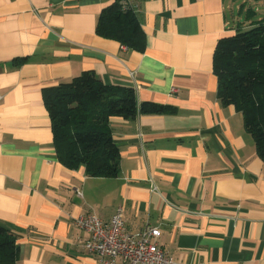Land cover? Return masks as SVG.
I'll use <instances>...</instances> for the list:
<instances>
[{"label":"crops","instance_id":"0c3cea01","mask_svg":"<svg viewBox=\"0 0 264 264\" xmlns=\"http://www.w3.org/2000/svg\"><path fill=\"white\" fill-rule=\"evenodd\" d=\"M113 2L135 11L143 51L96 33ZM262 18L264 0H0V223L17 236L14 264H101L75 219L108 222L119 206L128 232L160 230L175 264H264V161L212 69L217 41ZM84 70L167 107L110 118L115 177L68 168L53 146L43 89Z\"/></svg>","mask_w":264,"mask_h":264},{"label":"trees","instance_id":"16d2710c","mask_svg":"<svg viewBox=\"0 0 264 264\" xmlns=\"http://www.w3.org/2000/svg\"><path fill=\"white\" fill-rule=\"evenodd\" d=\"M96 33L137 50L144 49V31L135 11L119 2L105 6ZM217 77V97L242 114L246 131L264 161V18L241 25L222 36L212 56ZM51 118L53 146L68 168L84 166L91 176L115 177L119 171V148L110 131V118L132 120L138 112L156 113L166 106L137 103L132 87L107 85L93 70L43 89ZM17 236L0 223V264H14Z\"/></svg>","mask_w":264,"mask_h":264},{"label":"built area","instance_id":"2783aa9c","mask_svg":"<svg viewBox=\"0 0 264 264\" xmlns=\"http://www.w3.org/2000/svg\"><path fill=\"white\" fill-rule=\"evenodd\" d=\"M75 224L89 234L85 247L99 255L101 264H175L158 245L157 227L145 226L136 232L125 229L121 206L108 222L90 213L77 217ZM117 257L121 263L110 260Z\"/></svg>","mask_w":264,"mask_h":264}]
</instances>
